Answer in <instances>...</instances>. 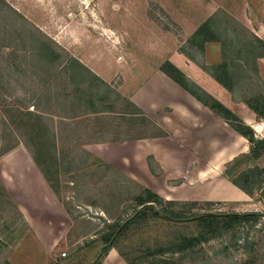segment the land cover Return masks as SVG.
Returning <instances> with one entry per match:
<instances>
[{
    "label": "rangeland",
    "instance_id": "374dc122",
    "mask_svg": "<svg viewBox=\"0 0 264 264\" xmlns=\"http://www.w3.org/2000/svg\"><path fill=\"white\" fill-rule=\"evenodd\" d=\"M210 17L229 62L247 54V46L232 53L237 41L264 42V0H0V158L19 145L34 151L58 200L47 208L41 194L34 202L22 192L11 197L0 182V248L6 253L0 264H151L146 251L171 230L203 232L193 218L202 213L261 216L200 244L185 255V264H264V183L237 205L163 199L176 204L163 201L153 210L183 211L192 218L168 221L148 211L143 221L127 225L144 208L136 200L145 197L144 188L107 165L86 161L78 146H67V129L60 133V155L42 137L51 134L55 121L78 114L77 97H86L91 109H120L126 103L121 95L166 61L185 67L190 85V71L220 58L219 45L207 44L200 52L188 41ZM42 44L48 48L44 54ZM261 66L264 75V61ZM234 69V100L264 92V79H255L251 68ZM258 122L256 135L264 138V120ZM16 165L13 160L1 166L10 188L18 184ZM250 167L264 169V155L242 159L232 177ZM21 211L30 224L21 225Z\"/></svg>",
    "mask_w": 264,
    "mask_h": 264
},
{
    "label": "crops",
    "instance_id": "0c3cea01",
    "mask_svg": "<svg viewBox=\"0 0 264 264\" xmlns=\"http://www.w3.org/2000/svg\"><path fill=\"white\" fill-rule=\"evenodd\" d=\"M221 61L220 54L218 61H211L209 65ZM263 61L264 58H260L256 62L261 81L264 79ZM171 64L182 73L186 71L176 62ZM188 75L192 83L222 103L256 134L255 125L260 124L255 114L243 101L234 100V91H227L201 69L190 71ZM121 96H125L126 103H122L118 110L107 107L91 109L86 97H77L78 105L74 110L78 114L61 118L58 125L56 121L53 123L49 144L53 143L60 155V133L67 129V146H78L86 161L107 165L165 200L217 201L234 205L250 200L224 176L225 166L234 158L246 155L249 144L222 118L170 80L159 68L150 71L139 84ZM119 102L124 100L120 98ZM25 149L28 153L19 145L0 158L1 189L10 195L13 191L22 192L21 197H29L32 202L41 194L47 208H55L58 200L40 168L36 153L27 147ZM13 160L17 161L15 179L18 184L10 188L1 166ZM13 198L17 199L16 196ZM21 213L23 217L18 218L21 225L23 221L30 224V220ZM5 254L0 248V256Z\"/></svg>",
    "mask_w": 264,
    "mask_h": 264
},
{
    "label": "trees",
    "instance_id": "16d2710c",
    "mask_svg": "<svg viewBox=\"0 0 264 264\" xmlns=\"http://www.w3.org/2000/svg\"><path fill=\"white\" fill-rule=\"evenodd\" d=\"M213 20L214 17H210L206 21H204L188 39L191 47L199 49L200 52L203 51L204 46L208 43H218L220 45L222 56L221 63L209 66L202 64L199 66L201 70L208 74L213 80H215L219 85H221L229 92H233L237 84L235 82V75L230 72L232 70H235L234 67H237L241 70L242 67L248 66L249 68H251V73L255 77V79L259 80L260 78L256 62L257 59L264 58V42L249 41L247 42V44L244 43L242 45L240 44V41V43L237 41L233 45L232 53L234 55L240 52L242 53L243 49L241 47L247 46L245 49V52L247 54L246 56L238 54L234 57L233 61L229 62V57L226 51H224L225 42L219 38L217 31H215ZM44 47V44H42V46L40 47V52L42 54H44L46 50H48V48L45 50ZM79 67L83 69V67ZM159 70L170 80L187 91L201 104H203L217 116L222 118L237 134L247 140L249 144V152L246 155H240L238 158H234L230 163H228L224 169V176L236 188L244 192L249 197H252L254 186H257L256 189H262L264 183V169H259V167H250L240 172L238 176L234 178L232 177V174L238 167L242 159L257 161L264 155V138L256 137L254 130L250 126L244 124L222 103H220L212 96L208 95L197 85L191 83L190 85L192 86H190L184 74L170 62L166 61L165 63H163L159 67ZM94 77L97 80L98 77ZM262 85L264 84L262 83ZM88 95L93 96L90 92H88ZM88 103H90L92 106L93 100H89ZM244 103L255 114L257 121L264 120V92H261L257 96L247 99L246 101H244ZM27 116L31 117V114L28 113ZM35 118L40 121L39 116H35ZM19 120L22 121L21 118H19ZM52 135L53 134H44L42 135V137H45L44 140L46 141V143H49L47 138L51 140L50 136ZM144 193L145 197H137L136 199L137 203L140 206L144 205V208L136 211L127 225L133 222L136 223L140 222L141 220L143 221L145 218L144 214L148 211H151V216L153 218H159L162 216L168 221H182L184 219L189 220L192 218L191 216L188 217L187 214L183 211L175 212L172 210H165L161 213L153 210V204L162 203L164 200L147 189H144ZM164 202L169 205V207L172 206V204H176L172 201ZM181 205L186 204L182 203ZM260 216V213L196 214L193 218L195 221L200 222V226L203 232L188 235L186 233L184 234L183 232L181 233V231L179 230L173 229L171 230V236L162 240L154 247L148 249L144 258L147 260L151 259V264H174L175 261H181L179 264H185V255L188 253H192L200 244L208 242L213 238L219 237L224 232L233 230L243 223L255 222ZM119 232H117V235L119 234ZM112 247L113 245L109 246L108 248Z\"/></svg>",
    "mask_w": 264,
    "mask_h": 264
},
{
    "label": "built area",
    "instance_id": "2783aa9c",
    "mask_svg": "<svg viewBox=\"0 0 264 264\" xmlns=\"http://www.w3.org/2000/svg\"><path fill=\"white\" fill-rule=\"evenodd\" d=\"M62 256H65V254L63 253Z\"/></svg>",
    "mask_w": 264,
    "mask_h": 264
}]
</instances>
